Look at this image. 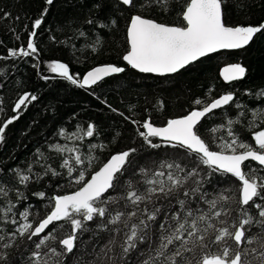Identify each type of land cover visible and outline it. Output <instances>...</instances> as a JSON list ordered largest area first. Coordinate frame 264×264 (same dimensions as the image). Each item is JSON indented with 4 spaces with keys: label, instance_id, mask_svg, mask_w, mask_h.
<instances>
[{
    "label": "snow or ice",
    "instance_id": "obj_1",
    "mask_svg": "<svg viewBox=\"0 0 264 264\" xmlns=\"http://www.w3.org/2000/svg\"><path fill=\"white\" fill-rule=\"evenodd\" d=\"M176 2L116 0L121 11L137 10L129 15V47L122 56L132 69L160 76L179 73L202 57L222 49H243L258 34L264 35V22L227 24L224 6L228 0H184L177 13L180 25L160 23L142 14L151 10L169 13ZM53 3L54 0H45L48 6ZM106 6L108 0H95L93 5L95 9ZM48 10L45 7L32 22L26 47L8 49L7 56H0V60L39 54L37 30L45 23ZM85 22L100 29L116 24L115 20L106 24L93 18ZM74 31L77 37L86 36L84 30ZM95 43H100L99 36ZM72 48L75 49L74 44ZM92 51H97L95 46ZM48 68L81 89H92L125 71L124 67L106 64L93 67L81 79L79 74L70 72L67 63L53 61ZM245 74L246 69L239 63L230 64L221 72L226 82L240 80ZM255 95L264 96V90ZM37 99L28 92L19 96L13 107L16 115L0 123V143L4 142L8 126L19 119L22 107ZM234 100L231 92L210 102L197 98L194 104L199 107L168 119L164 126H154L151 117L143 123L131 120L139 125L137 133L149 148L176 150L153 161L155 168L138 161L137 148L113 153L106 161L93 154L107 147L103 143H89L87 153L82 152L77 142L99 136L94 123H78L72 130L61 128L57 135L66 142L49 147L60 158L58 168L65 172L52 167L47 162L50 157L37 149L32 163L23 169L9 170L14 173L11 180L15 183L0 178V264H10L4 250L18 247V238H26L31 244L30 250L25 245L28 255L21 256L20 264H96L98 259L107 264H264V130H254L256 121L264 122V110H252L255 119L248 121L254 145L235 131L239 118H229L226 123L207 129L216 150L201 133L205 118ZM236 107L244 106L237 103ZM239 116L243 117L244 112ZM225 129L226 135H214ZM154 139L160 142H153ZM33 163L39 171L34 172ZM129 169L132 176L124 178ZM217 176L219 180L215 179ZM44 177L66 178L67 185L58 187L76 186V190L67 194L33 193L41 200L46 198L49 209L43 219L34 222L30 218L31 205L19 210L18 205L27 197L17 185L27 187ZM229 177L239 182L235 190L217 187ZM206 185L211 186V191ZM233 203L236 207H232ZM50 226L53 227L48 231ZM85 233L90 234L87 242L82 240ZM100 233H107L109 239L98 252L94 241ZM89 244L93 245L91 252H87ZM81 249L92 258L85 260L83 254L77 255Z\"/></svg>",
    "mask_w": 264,
    "mask_h": 264
},
{
    "label": "trees",
    "instance_id": "obj_2",
    "mask_svg": "<svg viewBox=\"0 0 264 264\" xmlns=\"http://www.w3.org/2000/svg\"><path fill=\"white\" fill-rule=\"evenodd\" d=\"M94 2L95 0H54L53 5L48 6L45 0H0V56H7L8 49L26 47L32 22L40 16L45 7L49 9L45 23L37 30L36 44L39 54L0 60V108L3 109L0 112V123L16 115L13 107L20 95L28 92L38 97L26 108L22 107L19 119L5 130L4 142L0 143V170H3L0 172V178L15 183L11 180L14 173L9 170L23 169L32 163L36 159L34 153L37 149L46 157H50L47 162L52 167L65 172L64 169L58 168L60 158L49 146L64 144L66 141L57 135L58 131L61 128L72 130L78 123H94L99 132L98 137L77 142L82 152L87 153L86 146L89 143H103L107 147L93 154L98 155L101 161H106L113 153L137 148L138 153L135 155L138 161L155 168L153 161L166 158L176 150L168 147L149 148L137 133L139 125H134L131 120L143 123L151 117L154 125H165L168 119L183 116L193 108L199 107L194 104L195 99L210 102L227 92L234 94V102L205 118L202 122L204 127L201 128L203 138L216 150L207 129L226 123L229 118H239L240 123L235 131L254 145L248 121L255 119L252 110H264V96L255 95L264 90V35L258 34L253 42L243 49L206 56L179 73L153 76L135 71L122 60L129 47L126 41L129 15L136 14L137 10H132L131 13L127 10L121 11V6L116 0H108V6L95 9ZM183 3L184 0H178L169 13L161 14L151 10L142 14L160 23L180 25L182 21L177 13ZM224 11L225 21L229 25L264 22V0H228ZM89 18L101 19L106 24L115 20L116 24L100 29L96 25L87 24L85 21ZM76 29L84 30L86 36L77 37L74 31ZM97 36L100 38L99 44L95 43ZM73 44L75 49L72 48ZM93 46L97 51H92ZM53 61L67 63L70 72L79 74L81 79L86 71L98 65L113 64L124 67L125 71L106 78L92 89H81L52 73L48 65ZM229 62H241L246 68V74L241 80L224 83L220 79L219 69ZM43 76L52 78L44 80ZM160 102H163L162 106ZM237 103L244 107L238 109ZM241 111L244 112L243 117L239 116ZM120 113H123V116ZM254 130H264V122L256 121ZM140 131L144 129L140 128ZM214 135H226V129ZM153 142L160 141L154 139ZM32 167L34 172L40 170L34 163ZM130 176L132 169H129L124 178ZM215 179L219 180L220 177ZM238 183L235 178L229 177L217 187L235 190ZM58 185H67V179L44 177L39 182H30L27 187L17 185L27 197L18 205L19 210L22 211L31 205L29 210L33 216L30 218L34 222L43 219L49 211L47 199L41 200L33 193L45 191L47 195L54 192L67 194L76 190V186ZM206 187L211 191L210 185ZM12 198H15L14 195ZM232 207H236L235 203ZM51 227L53 226H50L48 231ZM59 235L62 233H58ZM89 238L90 234L85 233L82 240L87 242ZM108 239L107 233H100L96 238L94 243L98 252ZM15 243L18 247L4 250L8 253L10 264H20L21 256L28 255L26 244L29 250L31 249V244L26 238H18ZM92 246L88 245L87 252L92 251ZM81 254L85 260L92 258L83 249L77 252V255ZM96 264H107V261L98 259Z\"/></svg>",
    "mask_w": 264,
    "mask_h": 264
},
{
    "label": "water",
    "instance_id": "obj_3",
    "mask_svg": "<svg viewBox=\"0 0 264 264\" xmlns=\"http://www.w3.org/2000/svg\"><path fill=\"white\" fill-rule=\"evenodd\" d=\"M236 50H239V49H236ZM226 51H235V50H228V49H222V50H220V51H218V52H226ZM218 52H216V53H218ZM126 54V53H125ZM212 54H214V53H212ZM211 55V54H210ZM202 58H204V57H202ZM201 58V59H202ZM196 62V61H195ZM195 62H193V63H195ZM124 63L127 65V63L124 61ZM235 63H239V64H241L242 66H243V64L241 63V62H229V63H226V64H224V65H222L221 66V68L219 69V72H218V74H219V77H220V79L224 82V83H230V82H226V81H224V79H223V77H222V75H221V72L223 71V69L225 68V67H227L228 65H230V64H235ZM104 65H106V64H104ZM98 66H103V65H98ZM189 66V65H188ZM95 67H97V66H95ZM130 67V66H129ZM244 67V66H243ZM131 68V67H130ZM245 68V67H244ZM92 69V68H91ZM90 69V70H91ZM246 69V68H245ZM135 70V69H134ZM89 71V70H88ZM135 71H137V70H135ZM87 72V71H86ZM86 72H85V74H86ZM137 72H139V71H137ZM140 73V72H139ZM143 74H151V75H153V76H159V77H162V76H160V75H157V74H155V73H143ZM170 75H173V74H168V75H165V76H170ZM241 80V79H240ZM237 81V80H236ZM233 82V81H232ZM227 93H229V92H227ZM223 94H226V93H223ZM223 94H221V95H223ZM220 96V95H219ZM218 96V97H219ZM217 97V98H218ZM218 110V109H217ZM216 111V110H215ZM181 117V116H180ZM175 118H179V117H175ZM154 126H164V125H154ZM158 140V139H157ZM159 141V140H158ZM253 163H255V162H253Z\"/></svg>",
    "mask_w": 264,
    "mask_h": 264
}]
</instances>
